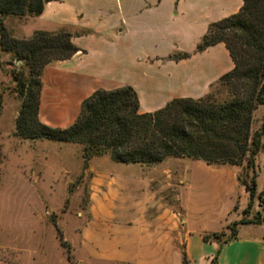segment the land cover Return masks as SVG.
Listing matches in <instances>:
<instances>
[{
  "label": "crops",
  "instance_id": "obj_1",
  "mask_svg": "<svg viewBox=\"0 0 264 264\" xmlns=\"http://www.w3.org/2000/svg\"><path fill=\"white\" fill-rule=\"evenodd\" d=\"M241 5L242 0H51L38 15H6L2 24L16 39H26L34 31L69 32L78 50L43 67L47 80L41 79L37 114L46 125L66 127L76 118L80 102L95 89L131 86L141 113L173 98L197 99L209 93L233 64L222 43L199 52L195 45L210 23L237 12ZM183 53L188 56L169 57ZM91 163L92 158L89 167ZM166 169L170 181L172 171ZM131 175L127 180L136 181ZM183 183L177 195L181 222L177 212L156 206L148 185L149 191L132 197L130 215L112 209L106 214L93 212L80 233L84 249L97 264H182L181 251L185 264H209L217 250L215 264H264V231L241 235L237 229L234 239L220 245L203 241V232L217 231L186 218L189 205L181 193L190 181ZM114 194L105 196L107 202Z\"/></svg>",
  "mask_w": 264,
  "mask_h": 264
},
{
  "label": "rangeland",
  "instance_id": "obj_2",
  "mask_svg": "<svg viewBox=\"0 0 264 264\" xmlns=\"http://www.w3.org/2000/svg\"><path fill=\"white\" fill-rule=\"evenodd\" d=\"M27 73L12 51L0 49V264H97L84 249L80 233L85 222L93 212L106 214L112 209L132 214V197L144 194L148 185L156 206L177 212L181 222L178 189L183 181H190L181 193L189 205L186 218L207 231H222V236L209 239L219 245L235 238L237 229L241 235L264 231V204L257 198L264 185V144L254 158L252 198L242 185L253 173L245 163L207 165L201 160L165 157L161 163L140 166L113 162L104 154L90 157L89 167L80 144L16 135L14 121L21 101L16 78L25 82ZM41 79L47 80L43 68ZM210 91L217 100L227 97L223 85L216 84ZM263 114L264 106L254 110L251 133ZM166 168L172 171L170 181ZM131 174L136 181L127 180ZM109 193L115 196L107 202ZM248 202L249 211L243 214ZM241 218L263 221L235 224L231 234L229 228Z\"/></svg>",
  "mask_w": 264,
  "mask_h": 264
},
{
  "label": "trees",
  "instance_id": "obj_3",
  "mask_svg": "<svg viewBox=\"0 0 264 264\" xmlns=\"http://www.w3.org/2000/svg\"><path fill=\"white\" fill-rule=\"evenodd\" d=\"M48 1L51 0H0V17L38 15ZM216 43L224 45L233 64L216 83L226 87L225 99L217 100L209 91L197 99L173 98L161 108L141 113L131 86L95 89L80 102L72 123L52 127L37 116L41 69L51 61L68 59L78 49L64 30L34 31L26 39H16L0 25V49L12 51L28 69L27 81L16 78L21 101L14 121L15 133L23 139L80 144L83 161L107 154L113 162L149 165L165 157H185L207 165L245 163L253 172L255 155L264 144V114L258 127L250 132L254 110L264 106V0H242L237 12L210 23L195 45V52ZM187 56L183 53L169 57L178 60ZM254 178L253 172L248 183H242L250 198L255 191ZM263 196L264 185L257 196L264 204ZM250 206L248 202L243 214ZM262 221L241 218L229 230L234 235L235 224ZM223 234L203 232L201 238L209 241ZM57 236L61 240L59 233ZM217 254L218 250L209 264H215ZM181 263H186L183 251Z\"/></svg>",
  "mask_w": 264,
  "mask_h": 264
}]
</instances>
